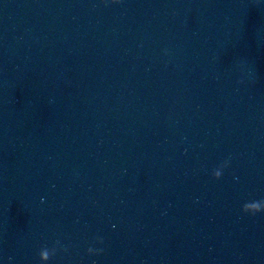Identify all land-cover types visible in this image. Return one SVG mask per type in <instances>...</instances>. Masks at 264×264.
I'll list each match as a JSON object with an SVG mask.
<instances>
[{
  "label": "clouds",
  "instance_id": "1",
  "mask_svg": "<svg viewBox=\"0 0 264 264\" xmlns=\"http://www.w3.org/2000/svg\"><path fill=\"white\" fill-rule=\"evenodd\" d=\"M111 3H119V0H111ZM239 83H243V80L238 81ZM230 161L225 160L223 161L216 169L213 170L212 176L214 179L219 180L222 176L223 170L229 166ZM241 211L244 214H248L250 216H256L259 213H264V199L261 200H251L248 202H245L242 205ZM96 244H103V238L97 237L95 238ZM58 251H64L67 252L68 249L66 246H62L60 244V241H56L55 245L52 248H49L47 246L42 247L38 252V259L40 261V264H47L49 260H51ZM103 252L102 248H96L89 246L87 248V254L89 256L91 255H100Z\"/></svg>",
  "mask_w": 264,
  "mask_h": 264
}]
</instances>
